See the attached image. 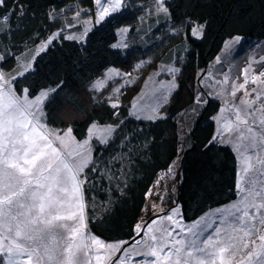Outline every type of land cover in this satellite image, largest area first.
<instances>
[{
    "label": "trees",
    "instance_id": "16d2710c",
    "mask_svg": "<svg viewBox=\"0 0 264 264\" xmlns=\"http://www.w3.org/2000/svg\"><path fill=\"white\" fill-rule=\"evenodd\" d=\"M72 2L95 7L94 0H6L0 7V21L8 16L0 23V68L11 71L26 46L57 30L50 9ZM126 2V9L92 28L86 40L61 36L53 41L33 69L12 82L18 94L27 90L30 97L55 89L44 105V121L52 128L71 127L77 138L86 137L95 123H118L111 138L96 146L84 182L88 226L105 241L137 235L151 187L177 161L176 187L173 192L169 187L165 197L177 201L185 221L237 198L238 157L231 146L213 140L212 116L220 101L210 97L200 105L183 140L178 118L198 103V72L229 39L240 38L242 51L264 45V0H163L167 13L155 8L159 0ZM122 26L129 27L131 41L138 38L135 47L114 46ZM139 59L145 61L136 68ZM172 64L179 69L178 85L166 117L136 119L129 106L113 107L103 92L89 94V86L108 68L136 69L139 85L161 65Z\"/></svg>",
    "mask_w": 264,
    "mask_h": 264
},
{
    "label": "rangeland",
    "instance_id": "374dc122",
    "mask_svg": "<svg viewBox=\"0 0 264 264\" xmlns=\"http://www.w3.org/2000/svg\"><path fill=\"white\" fill-rule=\"evenodd\" d=\"M94 3L95 7L89 9L84 8L83 5L79 3L77 5L76 2L51 8L50 15L58 20L60 26H58L57 30L54 32L48 34L47 38L39 41L35 46H26L23 52L18 56L17 64L11 71L2 70V68H0V72L5 74V79H9L10 76L16 79L30 72L33 69L36 57L42 52L40 51L42 45L45 46L44 50H46L53 41L59 40L61 36L65 38L71 36L78 41H84L92 28L100 25L110 16L121 13L127 7L126 0H119L118 4H116V0H107V2L101 0L99 4L94 0ZM114 7L115 10H113ZM105 8L108 10V14L103 15L101 18L102 10ZM155 8L158 9L159 5L155 6ZM68 9H70L69 11H74L66 13ZM81 9L86 10L87 13L83 12ZM129 30V27L126 26H122L117 30L119 39L115 42L114 46L119 48L131 47L132 43L134 47L136 46L135 42L137 43L138 38L133 37L131 41ZM240 42V38L229 39L218 53L217 57L207 64L205 70H200L198 72L199 81L196 92V102L198 103L185 109L178 118L181 138L183 140L193 127L196 116L199 114V110H201L200 105L206 103L210 97L220 101L218 111L212 116L215 123L213 140L231 146L238 157L239 179L237 198L204 212L195 220L185 221L181 215L177 201L172 197L169 200L165 197L167 191L172 190L173 192L175 190L178 173L177 161L173 164L171 171L168 170L162 173L151 187L147 198V204L137 224L142 231L139 235L131 239L105 241L94 235L88 226L87 203L84 196V182L87 178L86 168L94 160L95 148L98 144L107 142L108 139L111 138L118 123L117 125L108 122L101 124L95 123L90 127L87 136L84 138H77L73 134V131H71L70 136H65L64 134L71 127L62 126L52 128L44 121V105L51 95L50 89H44L34 97H30L28 92H26L29 101H35L36 97L40 96L41 93H48L38 105L31 109V111L36 112V109L39 108L40 111L36 114V119L39 121V125L42 126L41 130L50 134L49 138L53 140L54 146H60L59 141L55 139L56 134L64 136L67 147L62 148V151L65 155L69 151L73 153L71 157H67L70 162L73 164L84 163L83 170L78 173V180L81 182L80 188L85 205L84 217L86 228L83 230L84 233L86 235L90 233L105 242V244L127 242L122 244L120 251L112 254L111 259L105 258V250L100 249L99 254L102 257L101 264H116L117 259H125L126 264H138L139 261L154 259L153 257H145L143 255H136L135 253L146 252L147 245L155 243L150 240L149 237L151 235L160 237L165 230L171 231V235L168 236L169 246L164 250L167 252L172 247V243L175 240L183 239L187 242L189 239L196 238L193 236V233L199 237L200 241H203L209 236L216 239L215 230L219 229L221 238H226L231 232V229H229L230 224L237 226V230L231 232V235L234 237L232 243L239 249L233 260V264H239L241 260H243V264H258L259 261L264 260V249L260 247L264 244V241L258 239L259 234H264V226L259 225L258 218H251L253 213H256V208L251 206L252 203L256 205L264 203V191H261V189H264V170H262L264 166L257 163L258 156L264 159V144L260 142L259 136H257L256 146L246 147L251 143L250 138H248L250 134L246 132L245 129L247 126L245 125H241L239 131L236 129L237 122L234 114L235 109L238 108L241 116L248 119V126H251L254 132L259 133L260 119L264 114L259 111H254V109L264 106V76L260 75L261 72H264V45L254 48L251 46H244L245 51H242L240 50L242 47L239 46ZM141 61L145 60L139 59L136 68L140 66ZM26 66H28L27 70H25ZM178 71V67L174 64L166 66L161 65L158 69L149 74L144 79L143 83L138 85L139 82L137 81L136 69L130 70L129 68L123 70L111 67L106 69L93 81L89 86V94L94 97L93 94L96 93L100 95V93L103 92V97L113 101L114 105L129 106V115L136 119L153 120L158 117H166L168 115L170 97L173 95L178 85L176 79ZM20 72H23V75H20ZM253 78L258 79L253 82ZM14 79L10 80V86L17 96L23 98L25 93L23 92L21 95L18 94L12 86ZM246 80L247 82H245ZM242 84L244 85L243 88L240 87ZM8 86L9 85H5V90ZM133 86H137L136 90L128 91V89ZM241 100H254L255 103L249 106L248 104H241ZM30 119H32V117H30ZM226 124H229L232 129L231 131L225 129ZM241 134H243L245 138L238 139L237 137L241 136ZM80 145L83 146L81 147ZM245 157H251L248 163L252 165L246 172L244 171L247 167L244 162ZM253 187L255 192H260V195L249 196L248 201L245 202V195ZM237 208L241 211H237ZM245 208H247L249 212V217H245L242 221L237 222L235 217L242 216ZM174 209L176 210L175 213L173 212ZM261 214H264V208H261L259 213H256L257 217ZM169 215L172 216V220L165 219V217ZM153 221H156V223H152ZM65 223L72 226L75 222L66 221ZM240 225H244L245 230H247L248 225H255L256 227L252 229L248 236H244L243 231L239 229ZM149 226L153 229L151 233L147 230ZM257 229H259V232H257ZM60 231L62 232L63 230ZM241 237H243L242 241L240 239ZM134 238L135 240H140L141 243L135 245L131 258L123 257V250L129 248L134 243ZM145 241H147V244L144 243ZM244 243H247L246 248L243 247ZM252 252L258 254L252 255L249 258V254ZM80 255L83 258V253ZM87 255L91 257V264H98L95 259V246L87 252ZM161 255H163V253H161ZM193 255L199 254L193 253ZM227 255L228 254H226V256ZM23 259L25 258L22 257L21 262ZM0 260L4 261V264H7V255L0 256ZM33 264H36L35 257L33 258ZM181 264H183V260ZM205 264H209V262L206 260ZM216 264H219V261H217Z\"/></svg>",
    "mask_w": 264,
    "mask_h": 264
},
{
    "label": "snow or ice",
    "instance_id": "6c2138e0",
    "mask_svg": "<svg viewBox=\"0 0 264 264\" xmlns=\"http://www.w3.org/2000/svg\"><path fill=\"white\" fill-rule=\"evenodd\" d=\"M96 2L99 4L101 0ZM118 3L119 0H116V4ZM5 4L6 0H0V7H4ZM158 11L164 13L168 11L163 6V0H159ZM106 14L108 10L105 8L102 10L101 18ZM7 19L8 16L3 17V21ZM67 38L73 39L71 36ZM44 47L42 45L40 51H43ZM19 74L23 75V72ZM260 75L264 76V72ZM14 78L10 76L9 79H5V74L0 72V256L7 255V264H33L34 257L36 264H91V257L87 252L95 246V259L98 264L102 262L100 249L105 250V258L111 259L112 254L120 251L122 244L127 242L105 244L90 233L87 235L84 233L85 205L80 188L81 182L78 180V173L83 170L84 163L70 162L67 157H71L73 153L69 151L65 155L62 151V148L67 147L64 136L56 134L55 139L59 141L60 146H54L53 140L49 138L50 134L41 130L42 126L36 119L39 108L36 112L31 111L48 93H41L35 101H29L26 96L27 90H24L25 95L21 98L10 86V80ZM256 79L258 78H253V82ZM5 85H9L6 90ZM240 87L243 88L244 85ZM254 103V100H241V104L249 106ZM254 111L264 114V106ZM234 114L236 129L239 131L240 126L245 125L246 132L250 134L248 138L251 143L246 147H255L257 136L264 144V115L260 119V131L256 133L251 126H248V119L241 116L238 108L235 109ZM225 129L232 130L229 124L225 125ZM71 131L69 128L64 135L70 136ZM237 138L245 137L241 134ZM249 160L251 157H245L244 162L247 165L245 172L252 167L248 163ZM257 163L264 166V159L258 156ZM258 195L260 192H255L253 187L245 195L244 201L247 202L249 196ZM251 206L256 208V213H259V210L264 208V203L259 205L252 203ZM175 211L174 209L173 212ZM237 211L241 210L237 208ZM256 213H253L251 218H258L259 225L264 226V214L257 217ZM245 217H249L247 208L243 210L242 216H237L235 219L239 222ZM165 219L172 220V216L169 215ZM66 221L75 223L69 226ZM255 227L248 225L245 230V226L240 225L239 229L243 231L244 236H248ZM229 229L235 232L237 226L230 224ZM147 230L149 233L153 232L151 226ZM141 231L142 229L137 225V235ZM215 231L216 239L209 236L200 241L193 233L196 238L187 242L183 239L175 240L167 252L164 250L169 246L168 236L171 235V231L165 230L160 237L151 235L149 239L155 243L147 245L146 252L135 254L154 259L139 261L138 264H181L182 260L183 264H205L206 260L209 264H216L217 261L219 264H233L239 251L232 243L234 237L230 232L226 238H221L219 229ZM240 239L242 241L243 237ZM258 239L264 241V234H259ZM140 243V240L134 238V243L123 250V257L131 258L135 245ZM144 243L147 244V241ZM243 247L246 248L247 243H244ZM260 247L264 249V244ZM193 253L199 255L194 256ZM257 254L250 253L249 258ZM22 257L25 259L21 262ZM0 264H4V261L0 260ZM116 264H126V260L117 259ZM239 264H243V260ZM258 264H264V260L259 261Z\"/></svg>",
    "mask_w": 264,
    "mask_h": 264
}]
</instances>
